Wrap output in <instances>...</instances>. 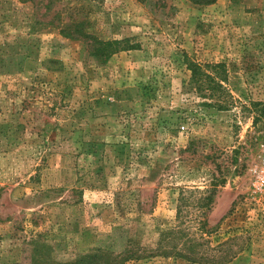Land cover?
<instances>
[{"label": "rangeland", "instance_id": "obj_1", "mask_svg": "<svg viewBox=\"0 0 264 264\" xmlns=\"http://www.w3.org/2000/svg\"><path fill=\"white\" fill-rule=\"evenodd\" d=\"M263 149L264 0H0V264H264Z\"/></svg>", "mask_w": 264, "mask_h": 264}, {"label": "trees", "instance_id": "obj_2", "mask_svg": "<svg viewBox=\"0 0 264 264\" xmlns=\"http://www.w3.org/2000/svg\"><path fill=\"white\" fill-rule=\"evenodd\" d=\"M32 1V0H31ZM144 1V0H138ZM160 6H164L165 2L168 0H155ZM195 5H211L215 0H188ZM69 36V34L65 33ZM75 36H79L84 40H90L94 46H103L104 43H100L93 38L88 37L86 34L74 33ZM95 41V42H94ZM114 44H107L106 46H112ZM184 63L187 71L189 72V78L183 83V90L185 93H190L198 98L204 99L208 102H203L202 105H206L217 111L227 110L229 108V102L227 100L228 93L223 87V82L225 81V71L222 64H200L188 58L184 55ZM41 236L39 234L32 236L26 245L31 249L30 263L29 264H41L43 263V258L38 256L41 251H44L46 245L45 242L41 241ZM109 259V257H106ZM102 259L100 255H88L70 264H102ZM118 257H114L113 260L116 261ZM131 257L122 258L120 262L116 264H123L124 262L130 260ZM133 259L138 260V257ZM48 263V262H46ZM45 263V264H46ZM7 264H21L16 261L9 262Z\"/></svg>", "mask_w": 264, "mask_h": 264}, {"label": "built area", "instance_id": "obj_3", "mask_svg": "<svg viewBox=\"0 0 264 264\" xmlns=\"http://www.w3.org/2000/svg\"><path fill=\"white\" fill-rule=\"evenodd\" d=\"M253 188L258 191H264V149L258 166L254 169L252 182Z\"/></svg>", "mask_w": 264, "mask_h": 264}]
</instances>
